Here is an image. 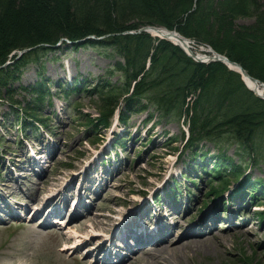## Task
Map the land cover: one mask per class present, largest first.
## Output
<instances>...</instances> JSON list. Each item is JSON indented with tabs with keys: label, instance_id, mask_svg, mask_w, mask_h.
<instances>
[{
	"label": "rangeland",
	"instance_id": "rangeland-1",
	"mask_svg": "<svg viewBox=\"0 0 264 264\" xmlns=\"http://www.w3.org/2000/svg\"><path fill=\"white\" fill-rule=\"evenodd\" d=\"M219 1L209 2L217 10L222 4ZM170 2L175 3L176 0ZM257 2L264 10V0ZM240 5L238 12L245 9L243 4L241 8ZM244 13L233 18L235 24H254L258 18L256 13ZM135 21L138 20H132ZM142 24L165 25L148 21ZM65 38L43 53V62L30 63L21 69L23 73L19 79L9 81V85H13L14 98L19 99L22 106H28L31 112L48 119L54 134L45 128H41L38 136L28 134L31 130L25 133L14 122L17 113L12 109L17 103L7 97L0 99V172L3 173L0 177V205H7L6 199H9L14 205L26 208L20 213L27 216V219L0 224V264H103L97 260L102 257L100 252L104 245L99 251L88 253L91 243L83 244L86 240L83 235L89 232L83 228L93 222L89 216L103 213L114 217V220H106L107 225L98 227L97 233L100 234L94 237V243L99 244L108 234L122 230L119 225L124 218L133 219L129 213L139 207L141 210V205H149L147 196L150 194L161 193L155 204L167 206L162 201L163 191L167 192L169 199H178L177 202L170 200L171 205H179L178 209L167 207L171 214L160 232L166 233L175 224L170 240L162 243L171 246L161 250L158 259L149 254L133 259L138 253H132L120 264H264V198H261L259 206L246 204L243 210L233 205L232 197L228 195L238 183H233L232 188L220 197L210 194L211 186L206 182L203 170L198 166V173L190 172V162L197 163L200 157L198 155L197 160L190 157L192 153L185 148L189 133V120L185 113L176 119L171 116L163 118L156 112L154 119L148 121L147 109L129 110L126 124L120 123L118 113L126 111L123 97L112 126L101 128V144L91 142L99 137L98 132L91 127L86 128L84 118L76 115L97 116V98L90 92H71L67 98L58 83L68 89V82H73L77 75L81 79L87 77L92 83L111 77L114 82L119 75L114 68L119 58L110 46L92 44L88 39L80 45L70 43L69 39L63 43ZM200 49L195 45L197 53L201 52ZM80 78L79 86L83 84ZM43 79L47 83L45 85L51 87V93L40 95L34 92V84ZM41 96L45 97L43 101ZM33 97L41 100L35 101ZM48 99L54 100L53 107L48 105ZM69 99L74 102L72 106ZM137 106L141 107L140 104ZM151 109L156 111L154 107ZM123 137L121 142L114 144L116 139ZM261 145L264 147V142ZM257 146L261 154L258 162L253 160V153L240 149L236 144L226 147L228 155L236 162H243L253 177H264V150L259 144ZM200 147L207 152L205 163L218 153V147L212 141H203ZM38 152L41 153L39 157ZM103 160H107L105 164ZM213 164L209 161L207 166L212 167ZM228 169L231 170L232 166ZM187 179H194L195 185ZM262 190L260 187L259 191ZM53 195L56 197L48 200ZM77 195L82 196L79 205L76 204ZM239 198L235 197V200ZM227 201L233 206L230 214L223 206ZM43 205H66L58 218L62 224L43 226L42 221L49 222L54 218L51 215L40 218L42 212L33 215V209ZM259 212L263 213L262 217L256 215ZM131 223L129 230L135 226L133 221ZM73 230L82 237L77 242L74 238L69 239ZM114 241L117 243L112 244L114 257L121 252L130 253L125 250L127 243L120 241L118 236ZM73 244L76 246L65 248Z\"/></svg>",
	"mask_w": 264,
	"mask_h": 264
},
{
	"label": "trees",
	"instance_id": "trees-1",
	"mask_svg": "<svg viewBox=\"0 0 264 264\" xmlns=\"http://www.w3.org/2000/svg\"><path fill=\"white\" fill-rule=\"evenodd\" d=\"M209 1L0 0V65L13 60L0 68V99L7 97L14 104H20L13 108L20 115L21 101L12 95L10 79H19L23 73L21 69L30 63L43 62V53L64 37L75 41L107 34L100 40L88 39V42L110 46L113 54L120 57L114 65L119 73L116 81L107 78L93 86L87 81L89 84L86 82L82 87L70 85L65 90L66 95L86 90L97 98L99 115H79L84 118L83 124L95 129L109 126L123 97L126 111H121L122 120H126L129 110L145 109H149L151 119L154 116V111H150L152 107L163 118L180 119L185 113L190 124L186 148L191 151V157L195 159L201 155L204 161L207 152L202 151L200 143L212 141L219 150L216 154L218 164L226 167L208 168L201 164L208 171L210 193H223L233 180L241 184L237 189L239 193L235 191L234 194L248 192L254 198L260 187L264 192V177L248 173L243 162H236L227 155L226 146L236 144L253 153V160L258 162L261 154L257 144L264 150L261 145L264 142V99L223 62L196 61L180 46L146 31L124 33L139 29L143 21L165 23L187 37L210 43L240 62L252 76L264 81L262 5L257 0H220L221 7L216 10ZM240 3V8L242 4L245 6L243 14L256 13L258 18L254 24H235L233 18L241 14L238 12ZM134 19L138 21L132 22ZM29 47L32 49L17 57L20 50ZM34 86L35 93H49L45 79ZM41 98L43 101L44 97ZM33 100L41 99L33 97ZM136 104L141 107L136 108ZM22 109L26 113L22 124L33 132L38 130V121L48 126L47 119L31 112L28 106ZM97 140L101 139L98 137L91 142ZM229 166H232L230 171L227 170Z\"/></svg>",
	"mask_w": 264,
	"mask_h": 264
},
{
	"label": "bare ground",
	"instance_id": "bare-ground-1",
	"mask_svg": "<svg viewBox=\"0 0 264 264\" xmlns=\"http://www.w3.org/2000/svg\"><path fill=\"white\" fill-rule=\"evenodd\" d=\"M149 33L152 36H154V37H157V36L161 35V36H165V37L171 38L174 42L182 44L184 47L187 48V50H189V51L191 50V46H187L188 42L186 43L183 38L179 37V31H178V29L176 27L170 28V27H168L166 25H150ZM197 41L198 40H196V39H192L191 42L189 41V43L192 45V49L193 50H194V47H195ZM202 44L203 43H201L200 46H203ZM208 44H209L210 47L215 49L210 43H208ZM208 49L209 48L204 45V49L202 50V52H206V51H208ZM191 54L193 55L194 53L192 52ZM117 57L120 58L119 56H117ZM203 58L206 59L208 57L205 56ZM115 64H116V62H115ZM231 66H233L234 68L239 69V67H237L235 65H231ZM114 68H115V66H114ZM246 79H247V81H248V83L250 84L251 87L255 88V90L258 93H260L261 95H264V85L253 81L250 77H246ZM9 95H11V92L9 93ZM14 119L18 120V121H16L18 123V126H19L18 128H20L21 130H24V131H28V127L26 125L22 124V121H24V119H25V117L23 115L17 114ZM19 121H21V123ZM48 125L50 126V123ZM189 126H190V124H188V128H189ZM31 130H32V128H31ZM37 155L41 156V153L38 152ZM219 164L222 165V163H219ZM163 210L165 211L166 209H163ZM94 216H89V219H91L93 221L92 224L89 225V226L85 225L84 228H83V230H85V229H86V231L89 230V232L87 234H84L83 236H85L84 239L87 238L85 240L86 243H88V242L91 243V247L89 249L90 253L95 252V250H97L100 247V244H98V243L95 244L94 243L95 242L94 237L100 234V233H97V230H100L98 227L107 225L108 222L106 220H114V217L111 214H103V213H101V214H98L96 217H94ZM81 225H83V224H81ZM104 229H105V227H104ZM174 231H175V229H174ZM75 232H77V230H73L72 231V235L70 236L69 239L74 238V241H78L82 237H79L80 235L78 233H75ZM89 234H92V236L89 237ZM108 235H107V237H108ZM130 235L131 234L127 232L125 237H129ZM143 240L144 239H143L142 236H137L138 243L141 242V241H142V243L137 247V250H138L137 253L138 254L136 253L137 255L135 254L136 256L133 257V259H137L138 256L141 255V254H147V255L149 254V256H151V257H153L155 259H158L159 255L161 253L160 251L161 250H165L167 247L171 246V245L168 246L167 244H157L154 247L149 248L148 246L145 245L148 241L146 239L144 241ZM133 243L137 244L136 242H131V245H133ZM105 264H108V263L105 262Z\"/></svg>",
	"mask_w": 264,
	"mask_h": 264
},
{
	"label": "water",
	"instance_id": "water-1",
	"mask_svg": "<svg viewBox=\"0 0 264 264\" xmlns=\"http://www.w3.org/2000/svg\"><path fill=\"white\" fill-rule=\"evenodd\" d=\"M142 29H144V28H142ZM141 29V30H142ZM145 29H148V28H145ZM188 45V44H187ZM28 49H30V48H27V49H25V50H23V51H26V50H28ZM23 51H21V53L23 52ZM213 58H214V60H221V61H224V62H227V63H232V64H234V65H237V66H239L240 67V69H241V72H242V74H243V77H244V79H245V77H250L253 81H255V82H257V83H260V84H262V85H264V82L262 81V80H260V79H258V78H256V77H253V76H251L243 67H242V65L240 64V63H238V62H236V61H232V60H230L226 55H224V54H221V53H218V52H214V56H213ZM246 80V79H245ZM246 83H247V85L251 88V89H253L259 96H261V97H263L264 98V96L263 95H261V94H259L256 90H255V88H253V87H251L250 86V84L248 83V81H246Z\"/></svg>",
	"mask_w": 264,
	"mask_h": 264
}]
</instances>
